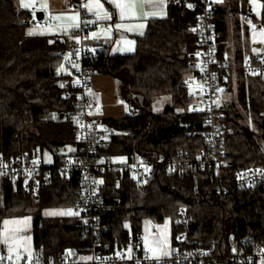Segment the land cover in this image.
Returning a JSON list of instances; mask_svg holds the SVG:
<instances>
[{"label": "trees", "instance_id": "obj_1", "mask_svg": "<svg viewBox=\"0 0 264 264\" xmlns=\"http://www.w3.org/2000/svg\"><path fill=\"white\" fill-rule=\"evenodd\" d=\"M185 1L168 0L166 17L148 22L145 34L135 38L133 53L114 55L107 47L94 50L88 62L94 76L114 78L120 97L131 110L124 117L101 121L108 132L101 156L122 160L184 153L192 157L205 148L203 116L188 110L186 80L198 75L193 35L198 12ZM31 15L13 0H0V155L4 156L21 151L36 154L44 137L35 131L50 129L48 137L54 147L76 142L74 123L64 119L75 103L74 98H66L63 87L70 64L60 51L67 43L58 37L29 35ZM214 23L222 59L227 44L224 13L215 14ZM242 61L238 55L236 62ZM235 76L238 105L229 104L227 111L219 108L227 162L220 179L222 190L218 177L202 168L162 171L144 184L127 172H106L101 192L106 203L107 242L122 245L130 235L142 233L145 220L163 223L166 219L171 221L175 241L176 213L184 207L195 225L193 239L222 248L231 236L248 238L257 249H264V188L237 189L231 183L244 169L264 168V149L258 141L264 142V80L257 77L247 83L242 72ZM231 82L224 83L228 84L226 91ZM156 97L170 98L161 113L151 110ZM238 106L248 114L257 134L243 123ZM80 194L77 176H54L34 208L28 192L4 182L0 186V226L5 219L32 216L35 255L58 256L64 250L88 253L91 239L79 216L44 217L42 213L45 209L67 213L66 208L76 205Z\"/></svg>", "mask_w": 264, "mask_h": 264}, {"label": "built area", "instance_id": "obj_2", "mask_svg": "<svg viewBox=\"0 0 264 264\" xmlns=\"http://www.w3.org/2000/svg\"><path fill=\"white\" fill-rule=\"evenodd\" d=\"M84 0H71L70 7L79 14L78 28L75 30L79 40L67 43L60 56L69 62L64 82L66 98H74V107L65 115V121H72L76 128V142L69 150L55 153L50 163L43 156L26 151L12 156L0 155V186L10 182L13 188H21L31 196L35 208L40 201V192L51 184L54 176L71 178L77 176L81 194L76 205L66 208V212L79 216L85 232L91 239L88 253L64 250L58 256L34 254L31 257L16 258L6 249L0 250V264H222L234 261L243 264H264V249H257L248 238L235 240L233 236L222 248L217 243L208 245L192 238V218L187 209L180 207L176 213V239L171 254L159 257L151 247L145 246L142 233L130 235L126 243L111 245L105 240L109 228L105 223L106 203L101 188L104 186L103 174L106 172H127L141 183L149 182L156 173L177 172L185 167L206 169L217 179H221L226 167V145L223 117L219 113L221 96L237 72L246 78L264 79V52L252 53L241 64L236 62L231 49L226 46L223 58L217 51V32L215 29V10L213 0H186V6L198 12L193 28L198 47V58L194 65L198 75L189 77L188 110L199 112L204 120L205 148L194 156L177 153L169 156L148 158L137 156L131 159L116 160L101 156L100 147L107 137V130L94 113L96 104L91 97L94 74L88 66L94 51L86 44L85 38L92 31L94 18L83 8ZM244 21L252 26L251 16ZM32 26L38 22L32 21ZM231 183L237 189L264 188V168L251 167L236 173ZM222 180L218 189L222 190Z\"/></svg>", "mask_w": 264, "mask_h": 264}, {"label": "crops", "instance_id": "obj_3", "mask_svg": "<svg viewBox=\"0 0 264 264\" xmlns=\"http://www.w3.org/2000/svg\"><path fill=\"white\" fill-rule=\"evenodd\" d=\"M261 1L264 3V0ZM70 2L71 0L67 2L68 9H72ZM97 3L102 5V7H97ZM117 3H122L126 6L134 5V7H126L122 17L121 9L116 7ZM248 4L249 0H213L215 14L224 13L227 30L226 46L231 49L235 58L240 55L243 61L252 53L264 52L261 49V44L251 43L249 37L250 28L244 21V16L251 12ZM236 5L237 9H235ZM167 7L168 0H84V11L94 18L93 29L85 38V42L93 51L98 47H107L114 55H124L123 51L125 47L127 48L128 43L130 44V50L136 48L135 38L145 34L150 20L166 17ZM245 10L247 13H245ZM76 13L78 14V12ZM105 14L110 18H100ZM61 15L62 13L58 15L59 18L62 17L66 21L67 16ZM77 20L79 21V14ZM117 25H120V27H117ZM263 28L264 19L256 24L255 29L262 30ZM76 29V27H73L63 32V34L55 33L43 36L58 37L66 43L76 42L79 40L75 33ZM116 87H118V83L111 76L96 75L93 78L91 97L96 104L94 113L99 117L100 121L126 116L121 109L114 107L116 106V98L114 96ZM168 99L170 101L169 97ZM174 242L171 237L170 252L173 250ZM145 246H147L146 243Z\"/></svg>", "mask_w": 264, "mask_h": 264}, {"label": "rangeland", "instance_id": "obj_4", "mask_svg": "<svg viewBox=\"0 0 264 264\" xmlns=\"http://www.w3.org/2000/svg\"><path fill=\"white\" fill-rule=\"evenodd\" d=\"M15 4L23 10L31 12V17L33 21H37L36 26H32L28 29L31 35L43 36V35H53L55 33L63 34V32L72 29L73 27L78 28L79 21L78 14L73 9H68V0H13ZM22 3H27L30 6L28 8L22 7ZM45 5H47L45 7ZM248 6L251 8V12H248V16H251L254 20L251 28L249 29V37L251 43H259L262 45L261 49L264 50V28L262 30L255 29L256 24L263 21L264 3L261 0H249ZM42 12L45 14V19L43 21L37 20V13ZM67 16V20L59 18V14ZM69 13V15H68ZM71 14V16H70ZM61 15V16H62ZM75 17V19H73ZM59 18V19H58ZM52 37V36H50ZM134 50H130V44L128 43L127 48L123 51V54L133 53ZM262 53V52H258ZM236 76L232 78L230 90L222 93L220 106L223 109H227V106L231 103L237 104V90H238V78ZM255 78H249V80ZM264 80V79H263ZM261 87L264 89V82H262ZM114 96L116 98V106L121 109L125 115H128L131 110L129 105L120 97L118 92V87H116ZM170 104L168 97H156L152 100L151 110L154 113H161L166 106ZM238 105V104H237ZM239 111L243 117V123L250 128L251 131L257 134L255 126L249 119V116L244 112L240 106ZM227 111V110H226ZM50 130V129H49ZM49 130L36 132L37 135L44 137L42 143L48 145L49 147L37 145V154L43 156L45 163H50L55 153H63L72 146H60L54 147L49 141ZM259 138V137H257ZM262 148L264 149V142L261 138L258 139ZM48 212L65 213L63 210H50L45 209L42 211L44 217L49 216H59L57 215H47ZM5 221H8L5 224ZM33 219L32 216H25L21 218L5 219L0 226V250L2 248L6 249L11 255L16 258H22L24 256L31 257L34 255V243H33ZM142 236L145 240L147 246L151 247L155 254L159 257H168L170 252V241L172 237L171 221L166 219L163 223H156L150 220H145L142 226ZM165 253H167L165 255Z\"/></svg>", "mask_w": 264, "mask_h": 264}, {"label": "snow or ice", "instance_id": "obj_5", "mask_svg": "<svg viewBox=\"0 0 264 264\" xmlns=\"http://www.w3.org/2000/svg\"><path fill=\"white\" fill-rule=\"evenodd\" d=\"M30 5L29 4H27V3H22V7H24V8H28ZM47 5H45V7H46ZM97 7H102V5H100L99 3H97V5H96ZM116 7H118V8H120L121 9V16L123 17V15H124V11H125V8L126 7H134V5H124V4H122V3H117L116 4ZM189 7H191V5H189ZM98 15V17H99V13L97 14ZM100 18H105V19H107V18H110L107 14H105L103 17H100ZM73 19H75V17H73ZM117 27H120V25H117ZM142 27V26H141ZM32 33H29V35H31ZM47 215H57V214H59V215H71L72 213L69 211V212H67V213H63V212H61V213H57V212H48V213H46ZM8 223V221H5V224H7ZM167 253H165V255H166Z\"/></svg>", "mask_w": 264, "mask_h": 264}, {"label": "water", "instance_id": "obj_6", "mask_svg": "<svg viewBox=\"0 0 264 264\" xmlns=\"http://www.w3.org/2000/svg\"><path fill=\"white\" fill-rule=\"evenodd\" d=\"M37 20L38 21H43L44 20V13H42V12H39V13H37ZM245 127H243V129H244ZM195 228V225L194 224H192V229H194Z\"/></svg>", "mask_w": 264, "mask_h": 264}]
</instances>
